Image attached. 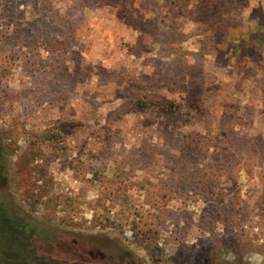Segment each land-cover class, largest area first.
Masks as SVG:
<instances>
[{
	"label": "rangeland",
	"instance_id": "1",
	"mask_svg": "<svg viewBox=\"0 0 264 264\" xmlns=\"http://www.w3.org/2000/svg\"><path fill=\"white\" fill-rule=\"evenodd\" d=\"M0 140V264H264V0H0Z\"/></svg>",
	"mask_w": 264,
	"mask_h": 264
},
{
	"label": "trees",
	"instance_id": "2",
	"mask_svg": "<svg viewBox=\"0 0 264 264\" xmlns=\"http://www.w3.org/2000/svg\"><path fill=\"white\" fill-rule=\"evenodd\" d=\"M211 2L214 5L215 2ZM6 147L0 140V249L4 252V256L9 255V249H13L16 256L18 255L17 253L27 246L33 245L37 249V241L46 237H49L50 241L55 238V247L57 249L64 247V241L66 240L56 239L57 235H61L66 230V227H62L63 224L61 222H55L45 218L44 215H38L36 211L25 208L20 204V201H17L10 183V161L7 155L8 147ZM35 197H37L34 200L36 205L44 207L45 202H42L43 196L36 195ZM59 242H61V246H58ZM67 249L71 253L73 252L74 255L78 250V248L70 246ZM44 259L51 260L50 262L52 263L49 262V264H63L67 260L61 251H57V255L54 256L50 254L43 255L41 260L37 261V264H45ZM207 262L209 261L200 259L201 264H207Z\"/></svg>",
	"mask_w": 264,
	"mask_h": 264
}]
</instances>
